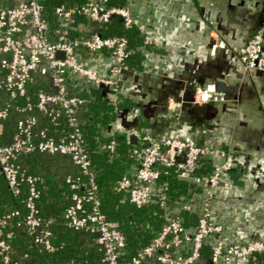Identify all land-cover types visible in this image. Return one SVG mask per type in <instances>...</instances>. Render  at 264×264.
Instances as JSON below:
<instances>
[{"label": "built area", "instance_id": "1", "mask_svg": "<svg viewBox=\"0 0 264 264\" xmlns=\"http://www.w3.org/2000/svg\"><path fill=\"white\" fill-rule=\"evenodd\" d=\"M42 1L0 0V66L6 70L0 86L9 92L11 98H26L27 102L16 107L17 110L45 112L55 123H58L63 110L72 127L68 135L60 139L47 136L45 131H41V138L37 139L35 130L38 118L33 114L18 122L16 135L10 144L0 145L1 171L10 189L19 193L21 184H28L27 215L23 224L33 235V242L49 251L55 250L49 228L44 227L40 233H36L43 223L37 207L40 197L36 186L38 177L21 170L16 160L19 155L32 151L62 153L69 155L87 176L86 181L80 182L72 177L67 178L73 189V203L66 208L64 216L70 226L86 228L95 233V241L104 253L103 261L106 264H144L151 259L160 264H253V260L264 254V238L228 237L231 222L225 218V212L220 207L219 192L231 181L228 172L235 166L229 152L218 144L202 142L192 135L179 132L155 135L137 128H130L126 132L128 138L136 135L143 143V146L133 150L140 163L119 180L117 189L138 206L150 203L155 191L163 188L157 186L160 170L156 167L157 164H163L175 167L180 178L191 180L200 187V191L173 207L166 201L165 194L159 192L167 222L131 262H119L125 239L118 224L107 219L100 209L97 184L82 143L76 115L84 100L71 93L69 87L74 84L104 87L112 95V102L116 103L127 79L125 61L132 50L126 37L104 36L96 30L117 16L127 27L138 25L144 28L151 41L153 36L159 34L156 23L158 17L154 22L147 15L150 11L155 16L157 10L154 0H124L116 3L113 0H86L82 4L70 6L61 4L56 7L61 27L56 30L57 39L51 41L47 32L48 24L42 14ZM79 15L84 16L86 22L77 25L76 29L91 33L89 36L71 35ZM162 27L166 29L165 25ZM204 31L212 37L213 46L216 47L219 42L217 32L210 26ZM144 53L146 67H153L154 63L148 62L153 51L144 50ZM238 54L246 69L264 72V24L238 49ZM35 73L50 78L55 92L40 91L36 102H33L27 95V83ZM192 85L193 107L222 100L216 97L220 93L214 92L215 97L212 96V85ZM9 108L10 105L0 108V133L9 116ZM174 109L179 111L180 106ZM114 145L115 142L111 141L107 147L113 151ZM205 157L212 159L213 169L205 175H193V168ZM181 211L195 212L196 224L186 226ZM19 214L20 211L15 209L0 220V253L5 264H17L11 259L10 241L13 232L6 231L5 226L7 219ZM206 248H209L208 252H204Z\"/></svg>", "mask_w": 264, "mask_h": 264}, {"label": "crops", "instance_id": "2", "mask_svg": "<svg viewBox=\"0 0 264 264\" xmlns=\"http://www.w3.org/2000/svg\"><path fill=\"white\" fill-rule=\"evenodd\" d=\"M154 7L156 15L149 11L147 17L154 22L158 17L159 34L154 41L162 51H153L149 56L148 62L152 61L153 67L127 73L122 89L137 106L120 114L114 128L128 130L130 124L144 117L147 131L153 121L156 134L179 132L222 146L244 171L242 185L231 180L219 192L221 210L231 222L227 236L264 238V74L246 69L238 54V49L264 24V0H154ZM209 26L217 32L216 47L204 31ZM219 72L233 86L232 96L223 102H208L210 106L193 107L192 83L209 80L210 75ZM49 84L52 87L50 81ZM52 90L55 92L53 87ZM10 102L9 93L2 89L1 107ZM175 106H180L179 111H175ZM28 115L10 106L4 127L10 143L18 122ZM38 122L37 136L45 131L46 124L41 118ZM33 161L37 171L59 183L78 170L72 158L62 153H42ZM45 214L50 231L60 233L65 223L55 220V208L45 209ZM28 241L20 235V247L12 246L13 262L29 264L28 250L32 245ZM0 264H4L1 256ZM146 264L160 263L151 259Z\"/></svg>", "mask_w": 264, "mask_h": 264}, {"label": "trees", "instance_id": "3", "mask_svg": "<svg viewBox=\"0 0 264 264\" xmlns=\"http://www.w3.org/2000/svg\"><path fill=\"white\" fill-rule=\"evenodd\" d=\"M85 1L86 0L42 1V14L48 24L47 32L51 41L57 39L56 30L61 27L60 19L56 14V7L61 4L65 6L82 4ZM123 1L124 0H113L112 2L116 3ZM84 22H86L84 16L79 15L76 17L75 29L71 30V35L73 37L81 35L89 36L91 34L76 29L77 25ZM96 31L104 36L126 37L129 48L132 50V54L129 55L125 61L128 74L134 71L141 72L145 70L146 54L144 50L155 52L162 51L155 45L154 36L151 38V41L148 40V32L145 31L144 28L138 25L127 27L117 16L112 17ZM5 75L6 70L0 66V85H2ZM48 79H45V76L38 73L33 75V78L27 83V95L31 101L36 102L37 95L40 91L53 93L52 87L54 88V86L50 78ZM49 81L52 87H50ZM2 89L6 90L3 86H0V91ZM69 91L75 93L84 100V103L80 106L76 115L82 143L88 154L90 169L97 184L100 209L107 219L118 224V229L125 239V245L120 251L119 262H131L132 258L153 240L162 226L167 222L166 210L159 201V192L162 191L165 194L166 201L173 207L190 199L196 192L200 191V187L191 180L180 178L175 167L157 164L156 167L160 170L157 186L163 187L164 189L162 188L161 190L155 191L153 200L146 205L138 206L131 202L123 191L117 189V186L119 180L127 174L131 168L139 165L140 159L133 154V150L143 146V143L138 139L136 142H131L127 136L126 130H121L117 127L114 128V125L118 121L120 114L124 111L136 108L137 103L133 100L131 95H125L123 90L119 92L116 103H113L110 92L101 86H80L74 84L69 87ZM26 102V98L23 97L16 99L11 98V102L8 105L16 108L18 106H23ZM1 105L0 103V107ZM26 113L29 115L34 114L37 117L40 115V118L45 120V132L47 136L55 139L67 136L72 130L68 122V115L63 110L58 117V123L53 122L51 117L45 112L34 110ZM40 118L38 117V119ZM38 123L39 122H37V124ZM4 127L5 121L3 124V131L0 133V145L10 144ZM129 128H137L141 131H145L147 128V120L144 117H139L135 122L130 124ZM154 134L156 135V133ZM36 138L40 139L41 134L38 136L36 134ZM111 141L115 142L113 151L107 147ZM42 153L48 152L32 151L23 153L19 155L16 160L21 170H24L27 174H33L38 177L36 186L40 192V197L37 200V207L43 219V223L38 227L36 233H40L44 227L48 228L49 224L47 222H49V218L45 214V209L50 210L55 208V220L63 221L65 223L64 229L58 234L51 232L50 240L55 247L53 251H49L42 245L34 243L33 235L27 231L23 224L27 215L26 198L28 195V184L26 182L22 183L20 192L14 193L10 189L0 166V220L15 209L20 211L19 215L7 219V224L5 226L6 231L9 230L13 232V238L10 241L11 245L20 247V235L21 237L24 236L29 239L28 242L32 245L28 250L30 253L29 264H63L65 262H74L77 264H106L103 261L104 253L95 241V233L86 228L76 229L70 226L64 216L66 208L73 203V189L70 187L67 179L59 183L54 179L52 180L48 174L37 171L33 160L38 158ZM28 162H31V164L29 165ZM213 167L212 159L205 157L202 158L200 164L193 168L192 174L205 175L210 172ZM243 172L240 166L235 165L229 170L228 178L232 180L234 184L242 185ZM70 177L78 182L87 180V176L84 175L79 168L77 172ZM50 197L53 200L50 201ZM180 215L186 226H192L197 222V214L195 212L181 211ZM204 250V252H208L209 248ZM0 256L2 258L1 253ZM252 263L264 264V254H260Z\"/></svg>", "mask_w": 264, "mask_h": 264}, {"label": "water", "instance_id": "4", "mask_svg": "<svg viewBox=\"0 0 264 264\" xmlns=\"http://www.w3.org/2000/svg\"><path fill=\"white\" fill-rule=\"evenodd\" d=\"M254 71L257 74H264V72L260 71V70H254ZM224 77H225V75L222 72H219V73H216L214 75H210L209 80H205V78H204V82L199 83L204 87L206 85H212L214 91H210V92L212 93L213 97H215L214 92L220 93L216 97L218 99H222V100L216 101V102H223V101L228 100L234 92L233 86L230 83H228ZM198 79H199V77H198ZM210 102L215 103V101H210ZM207 106H210V105L207 104ZM194 107H196V106H194ZM145 115H149V114H147V112L145 111ZM155 129H156V123H154L153 121L150 122L148 132L154 133ZM129 139L131 140V142H136L137 136L131 135Z\"/></svg>", "mask_w": 264, "mask_h": 264}]
</instances>
